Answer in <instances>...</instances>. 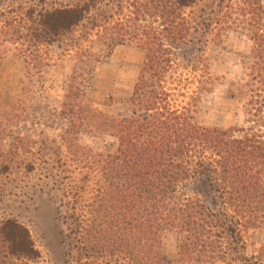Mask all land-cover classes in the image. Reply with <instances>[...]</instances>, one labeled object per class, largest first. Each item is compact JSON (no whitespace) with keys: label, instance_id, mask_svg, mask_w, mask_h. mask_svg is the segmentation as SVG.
<instances>
[{"label":"rangeland","instance_id":"374dc122","mask_svg":"<svg viewBox=\"0 0 264 264\" xmlns=\"http://www.w3.org/2000/svg\"><path fill=\"white\" fill-rule=\"evenodd\" d=\"M154 3L0 0V219H14L28 231L39 254L36 264L89 261L63 249L57 200L67 191L65 202L73 205L79 189L84 200L91 196V153L113 154L118 145L113 122L135 111L129 101L146 45L128 36L111 42L103 34L116 24L140 38L141 30L160 32L165 13ZM70 6L88 13L70 32L40 40L44 15ZM183 13L192 27L190 42L179 52L163 42L173 49V63L161 83L166 107L184 108L197 125L235 137L264 135V105L250 117L246 98L238 94L250 36L264 31L255 22L259 16L264 24V0H203ZM71 112L78 120L69 125ZM66 128L74 133L65 137ZM191 180L183 189L188 197L196 188L205 189ZM262 180L264 185V174ZM200 199L209 202L207 194ZM234 227L242 240L239 253L246 258L264 247V227ZM161 242L169 264H192L179 261L175 232H162Z\"/></svg>","mask_w":264,"mask_h":264},{"label":"trees","instance_id":"16d2710c","mask_svg":"<svg viewBox=\"0 0 264 264\" xmlns=\"http://www.w3.org/2000/svg\"><path fill=\"white\" fill-rule=\"evenodd\" d=\"M201 1L155 0L165 16L161 31L153 35L142 30L141 38L130 35L118 24L103 34L115 43L135 38L146 47L129 101L135 111L113 120L115 152L91 153V196L84 200L79 189L83 194H74L73 205L65 202L67 191L57 200L61 245L69 255L74 251L88 259L85 264H169L162 252L165 230L179 237L181 263L264 264V247L250 258L239 253L242 240L234 227H264V135L255 131L235 137L197 125L184 108L166 107L161 83L173 63L172 50L181 51L191 37L183 11ZM84 13L79 6L46 13L40 40L70 32ZM258 17L256 26L264 27ZM250 40L238 94L247 100L248 116L256 117L252 113L264 105V31L252 33ZM68 115L69 125L78 120L76 113ZM70 130H64L65 137L74 133ZM189 180L205 189L196 188L188 197L183 189ZM203 194L208 203L200 199ZM38 259L28 231L14 219H0V264H36Z\"/></svg>","mask_w":264,"mask_h":264}]
</instances>
